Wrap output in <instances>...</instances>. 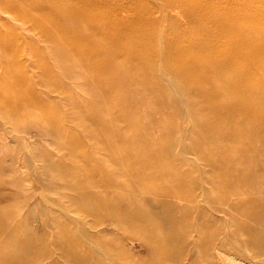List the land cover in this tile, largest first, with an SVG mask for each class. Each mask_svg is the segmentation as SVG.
<instances>
[{"label": "bare ground", "instance_id": "6f19581e", "mask_svg": "<svg viewBox=\"0 0 264 264\" xmlns=\"http://www.w3.org/2000/svg\"><path fill=\"white\" fill-rule=\"evenodd\" d=\"M0 11L21 23L14 25L0 16V52L21 61L24 50L30 49L37 78L50 92H60L70 105L65 117L79 126L73 135L59 114L60 106L49 103L48 93L45 98L35 91L31 77L24 70L19 72L18 63V80L10 79L7 67L0 72V113L21 112V100L36 108L37 121L47 125L41 126L46 137L71 154L69 164L56 163L68 173L56 171L55 179L67 182L68 188L81 187L75 176L84 173L91 161L77 156L91 146L81 142L76 131L91 111L93 118L88 122L92 124L85 133L100 141L94 142L101 150L113 153L111 161H130L136 169L151 170L146 178L185 183L188 174L179 159L166 156L177 149L183 129L167 127L173 130L171 137L157 143L149 140L148 128L165 131L164 123L139 125L142 117L153 112L147 108L141 113L139 106L144 99L147 103L154 98L156 107L173 105L166 120L177 121L173 116L186 108L201 139L200 145L191 140L190 150L192 145L200 150L202 143L217 150V158L210 163L224 166L221 173L228 185L250 180L242 168L231 167L234 158L229 157L227 144L241 159L247 147L264 155V0H0ZM33 36L45 43L44 49L36 46ZM157 73L175 88L178 102L154 83ZM68 79L89 96L85 106L90 113L85 110L81 115L84 100L71 93ZM138 83L147 86V92H138ZM104 103L109 104L106 109L101 108ZM256 138L263 139L259 146ZM6 213L0 210V217L8 218ZM53 222L58 225V218ZM17 233L15 227L11 238L21 244ZM7 248L0 245V264L13 258L24 264L22 247L13 252Z\"/></svg>", "mask_w": 264, "mask_h": 264}, {"label": "rangeland", "instance_id": "374dc122", "mask_svg": "<svg viewBox=\"0 0 264 264\" xmlns=\"http://www.w3.org/2000/svg\"><path fill=\"white\" fill-rule=\"evenodd\" d=\"M0 16L11 24H21L1 11ZM32 39L39 49L45 48L41 39ZM24 52L21 61L0 52V72L7 67L10 79L18 80L19 72L24 70L35 91L45 98L48 93L49 103L60 106L59 114L74 133L79 125L65 117L70 113L69 103L37 78V68L29 60L31 51L27 48ZM161 76L154 75V83L169 99L178 102L175 88ZM67 84L72 94L84 100L79 107L83 116L90 109L85 106L89 96L77 87L78 83L68 79ZM135 88L147 92L143 83ZM18 91L20 96L21 84ZM143 103L139 106L141 113L147 108L153 112L142 117L139 125L150 126L154 121L165 126V131L149 127L150 141L169 140L173 131L166 130L169 126L183 129L177 149L166 156L179 159L181 168L187 171L184 184L146 178L152 171L136 169L130 161H111L113 153L101 150L95 143L99 140L89 139L85 133L84 129L92 124L88 122L93 118L91 111L76 129L81 142L91 146L77 154L91 160L83 171L89 176L78 173L75 177L81 187L74 191L66 186L67 182L55 179L56 171L64 172L56 163L64 160L69 164L71 154L46 137L41 126L47 125L37 121L36 108L21 100V112L0 113V210H7L8 216L0 217V245H7L10 252L22 247L24 264H264V155L247 147L241 159L227 144L229 157L234 158L231 167L250 174L248 182L228 185L221 173L224 166L210 163L217 158V150H210L204 143L200 150H194L193 145L190 150V141L200 145L201 139L186 104L183 112L173 116L177 121H171L166 119L173 105L156 107L155 98L147 103L144 99ZM108 106L104 103L101 108ZM257 140L259 146L263 139ZM138 172L145 173L136 176ZM76 197L80 200L75 201ZM55 217L58 225L53 222ZM15 227L21 244L11 238ZM19 259H10L8 264H18Z\"/></svg>", "mask_w": 264, "mask_h": 264}]
</instances>
